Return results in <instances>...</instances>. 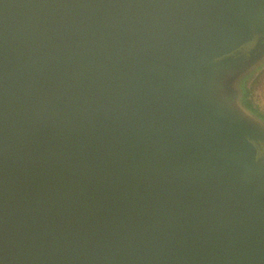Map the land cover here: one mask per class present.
I'll return each mask as SVG.
<instances>
[{
  "label": "water",
  "instance_id": "water-1",
  "mask_svg": "<svg viewBox=\"0 0 264 264\" xmlns=\"http://www.w3.org/2000/svg\"><path fill=\"white\" fill-rule=\"evenodd\" d=\"M263 59L264 0H0V264H264Z\"/></svg>",
  "mask_w": 264,
  "mask_h": 264
},
{
  "label": "rangeland",
  "instance_id": "rangeland-1",
  "mask_svg": "<svg viewBox=\"0 0 264 264\" xmlns=\"http://www.w3.org/2000/svg\"><path fill=\"white\" fill-rule=\"evenodd\" d=\"M258 67L244 80L239 92L240 95L246 94L247 100L253 103L259 112L264 114V59Z\"/></svg>",
  "mask_w": 264,
  "mask_h": 264
},
{
  "label": "trees",
  "instance_id": "trees-1",
  "mask_svg": "<svg viewBox=\"0 0 264 264\" xmlns=\"http://www.w3.org/2000/svg\"><path fill=\"white\" fill-rule=\"evenodd\" d=\"M241 87L242 86H240V88ZM245 96H246V94L245 95H242V94L240 95V102L242 103V105L244 107H246L247 109H249L254 115H256L257 117L263 119L264 118V115L261 112H259L256 107H253L252 106V103H250L248 100H246Z\"/></svg>",
  "mask_w": 264,
  "mask_h": 264
},
{
  "label": "flooded vegetation",
  "instance_id": "flooded-vegetation-1",
  "mask_svg": "<svg viewBox=\"0 0 264 264\" xmlns=\"http://www.w3.org/2000/svg\"><path fill=\"white\" fill-rule=\"evenodd\" d=\"M244 50H245V49H244ZM244 50H243V52H245ZM245 98H246V100L248 99V98H247V95L245 96ZM252 106L255 107V105H254L253 103H252ZM261 113H262V112H261ZM262 114H263V113H262ZM263 115H264V114H263Z\"/></svg>",
  "mask_w": 264,
  "mask_h": 264
}]
</instances>
